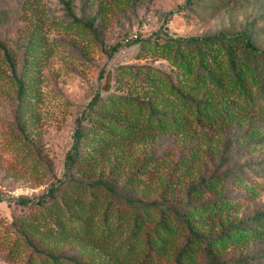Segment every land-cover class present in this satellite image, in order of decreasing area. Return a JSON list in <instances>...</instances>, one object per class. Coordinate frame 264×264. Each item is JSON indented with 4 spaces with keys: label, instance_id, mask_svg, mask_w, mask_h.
Returning a JSON list of instances; mask_svg holds the SVG:
<instances>
[{
    "label": "rangeland",
    "instance_id": "1",
    "mask_svg": "<svg viewBox=\"0 0 264 264\" xmlns=\"http://www.w3.org/2000/svg\"><path fill=\"white\" fill-rule=\"evenodd\" d=\"M220 32L251 41L258 49L251 53L252 62H264V0H0V41L12 62L0 48V264H103L116 254L113 248L97 246L93 237L29 232L39 247L34 248L16 226L38 217L39 208L14 198L37 196L63 174L74 129L87 123L83 114L96 92H139L155 100L147 85H130L128 75L120 76L122 67H138L139 73L162 70L174 83H185L194 99L204 101V87L194 90L191 78L187 84L169 59L146 45ZM33 34L40 58L27 73V46ZM243 52L238 46V55ZM15 74L26 86L34 79L31 103L24 107L19 106ZM249 85L252 100L211 90V108L220 112L215 119L187 112L179 103L184 113L179 124L115 146L90 176L106 179L122 193L179 211L221 198L222 205L209 221L193 222L208 236L218 234L222 224L251 223L253 216L264 213V88L256 81ZM223 98L233 102L224 105ZM209 176L220 179L215 190L194 189L201 177ZM173 252L171 248L161 264H174ZM199 258L205 259L201 254ZM221 259L223 264H264V234L249 233L226 246Z\"/></svg>",
    "mask_w": 264,
    "mask_h": 264
},
{
    "label": "trees",
    "instance_id": "2",
    "mask_svg": "<svg viewBox=\"0 0 264 264\" xmlns=\"http://www.w3.org/2000/svg\"><path fill=\"white\" fill-rule=\"evenodd\" d=\"M35 40V34L31 35L24 68L27 73L30 65L40 58L35 55L38 45H32ZM146 46L148 50L169 59L187 84L191 78L194 90L204 87L208 97L202 102L200 98L194 99V92L185 88V83H174L162 70L141 69L139 73L138 67L132 69L130 65L119 69L120 76L128 75L130 85L143 83L147 89L154 90L155 100L140 97L139 92L126 96L113 93L103 96L96 92L83 114L87 123H79L74 129L72 144L65 154L63 174L37 196L20 194L14 198L22 205L39 208L38 217L21 220L16 228L34 248L39 247L29 232L56 234L65 238L93 237L97 246L113 248L116 253L105 258L103 264H161L171 248L174 264H223L225 259H221V254L226 246L239 243L249 233L254 236L264 234V213L253 216L251 223L222 224L218 234L208 236L196 229L193 222L209 221L222 205L221 198L179 211L122 193L106 179L92 178L90 172L115 146L179 124L184 117V113L179 112V103L187 112L196 111L199 116L215 119L220 112L211 108V90L226 97L232 93L237 99L241 96L252 100L249 81L259 82L264 88V62H252L251 53L258 49L251 41L222 32L204 36H174L161 42L147 43ZM238 46H243L244 52H248L247 57L244 52L242 56L238 55ZM0 48L11 62L9 51L1 41ZM139 74L143 79L138 77ZM14 79L19 106L24 107L31 103L29 92L34 79L28 86L16 74ZM171 94L176 96V100L171 98ZM229 102L233 101L222 99L224 105ZM18 117L21 119L22 116L18 114ZM219 181L218 176L201 177L194 189L207 187L215 190ZM121 203L123 205L120 206ZM95 215H98V221ZM40 228L42 232L37 231ZM183 233V241L179 243L178 237ZM200 254L205 259H200ZM50 256L57 258L53 254Z\"/></svg>",
    "mask_w": 264,
    "mask_h": 264
},
{
    "label": "built area",
    "instance_id": "3",
    "mask_svg": "<svg viewBox=\"0 0 264 264\" xmlns=\"http://www.w3.org/2000/svg\"><path fill=\"white\" fill-rule=\"evenodd\" d=\"M136 36V35H135Z\"/></svg>",
    "mask_w": 264,
    "mask_h": 264
}]
</instances>
